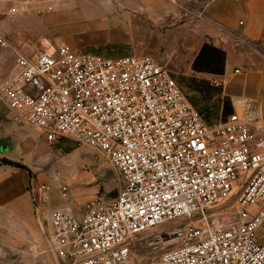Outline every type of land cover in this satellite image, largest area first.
Returning a JSON list of instances; mask_svg holds the SVG:
<instances>
[{
    "label": "built area",
    "instance_id": "built-area-1",
    "mask_svg": "<svg viewBox=\"0 0 264 264\" xmlns=\"http://www.w3.org/2000/svg\"><path fill=\"white\" fill-rule=\"evenodd\" d=\"M166 1L190 20L204 17L190 0ZM30 7L0 0V15ZM242 42L264 62L261 47ZM13 65L0 80L10 119L48 142L69 137L104 152L121 180L113 200L91 199L81 216L50 211L44 250L57 264H126L142 233L158 252L148 264H264V116L254 102L208 124L149 54L107 57L60 42L16 50ZM229 200L234 214L225 222L218 210Z\"/></svg>",
    "mask_w": 264,
    "mask_h": 264
},
{
    "label": "crops",
    "instance_id": "crops-1",
    "mask_svg": "<svg viewBox=\"0 0 264 264\" xmlns=\"http://www.w3.org/2000/svg\"><path fill=\"white\" fill-rule=\"evenodd\" d=\"M189 4L202 11L204 17L190 25L187 15L176 11L183 20L177 53L184 60V71L192 77L223 80L220 95L231 101L232 111L240 109L243 100H250L264 116V62L242 42V38H246L264 50V0H190ZM169 10L161 0H66L63 6L46 15L48 19L64 12L91 16L94 24L88 30L85 44L94 48L97 54L116 57L148 54L145 36L151 29L149 23L156 18H165ZM36 17L35 13H29L22 19L35 20ZM203 44L223 52L222 62L210 70L204 69L200 61L199 68L193 67ZM234 69L239 71L234 72ZM9 70L7 52L0 47V80L10 75ZM21 126L10 119L0 99V139L8 135L10 128L19 136ZM9 138L11 148L0 152L2 259L8 257L9 244L14 246L17 255L25 253L24 246L32 253L40 252L52 209L70 210L76 216L83 214L79 207L81 200L68 193L62 197L60 190L51 195L41 188L39 180L34 181L18 167L17 163L24 160L16 140ZM52 256L57 263L55 254Z\"/></svg>",
    "mask_w": 264,
    "mask_h": 264
},
{
    "label": "rangeland",
    "instance_id": "rangeland-1",
    "mask_svg": "<svg viewBox=\"0 0 264 264\" xmlns=\"http://www.w3.org/2000/svg\"><path fill=\"white\" fill-rule=\"evenodd\" d=\"M65 2L66 0H31L36 9L30 7L27 12L0 15V37L7 44L6 47H0L7 52L10 74L14 70L13 58L16 50L35 53L51 50L60 42H66L79 52L96 53L94 48L85 44L88 30L94 24L91 16L81 12H64L48 19L46 14L63 6ZM161 3L170 10L165 18H156L149 23L151 29L145 36L148 54L168 68L185 98L200 112L206 123L223 121L226 113L232 112L231 101L220 95L221 84H215L211 79L192 77L184 71V60L177 53L182 39L179 28L183 20L176 14L177 8L166 0H161ZM47 4L51 5L50 9L46 7ZM29 13H35L36 19L23 20L22 16ZM187 21L193 25L199 20ZM18 126H21L19 136L11 128L7 133L8 137L16 140L21 159L24 160L17 165L34 181L39 180L41 184H45V191L54 195L58 193L60 186L65 185L68 196L72 195L78 201L81 200L79 207L82 212L84 204L91 199L100 198L108 202L116 197L121 180L104 152L86 144H79L69 137L48 142L36 128L24 123H19ZM232 204V200H229L219 206L218 211L225 222L234 214ZM180 222L182 221H171L168 224L174 226ZM262 234L260 240L264 243V221ZM149 239L147 233L135 236L126 264H148L158 256V252L150 248ZM43 243L38 253H32L28 246H24L25 253L22 255H17L14 246L9 244L8 257L2 259L0 253V264H57L52 253L44 250L46 244Z\"/></svg>",
    "mask_w": 264,
    "mask_h": 264
},
{
    "label": "trees",
    "instance_id": "trees-1",
    "mask_svg": "<svg viewBox=\"0 0 264 264\" xmlns=\"http://www.w3.org/2000/svg\"><path fill=\"white\" fill-rule=\"evenodd\" d=\"M222 58L223 52L221 50L210 45L203 44L199 55L194 61L193 67L194 69L199 68L197 64L200 61V64L204 69L210 70L214 65L220 64L222 62Z\"/></svg>",
    "mask_w": 264,
    "mask_h": 264
},
{
    "label": "water",
    "instance_id": "water-1",
    "mask_svg": "<svg viewBox=\"0 0 264 264\" xmlns=\"http://www.w3.org/2000/svg\"><path fill=\"white\" fill-rule=\"evenodd\" d=\"M11 148L10 138L5 137L0 139V152L7 151Z\"/></svg>",
    "mask_w": 264,
    "mask_h": 264
}]
</instances>
